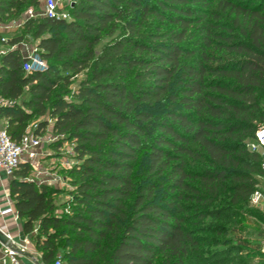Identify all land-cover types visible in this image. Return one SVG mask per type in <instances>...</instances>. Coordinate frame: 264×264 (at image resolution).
I'll return each mask as SVG.
<instances>
[{
    "label": "trees",
    "instance_id": "trees-1",
    "mask_svg": "<svg viewBox=\"0 0 264 264\" xmlns=\"http://www.w3.org/2000/svg\"><path fill=\"white\" fill-rule=\"evenodd\" d=\"M41 2L0 0V23ZM69 12L23 20L5 43L31 39L45 72H25L18 47L0 54L10 140L37 120L33 135L51 126L76 158L63 201L29 163L13 172L9 195L42 264H208L234 252L231 226L264 177L248 148L264 125V0H75Z\"/></svg>",
    "mask_w": 264,
    "mask_h": 264
},
{
    "label": "rangeland",
    "instance_id": "rangeland-1",
    "mask_svg": "<svg viewBox=\"0 0 264 264\" xmlns=\"http://www.w3.org/2000/svg\"><path fill=\"white\" fill-rule=\"evenodd\" d=\"M43 1L40 7L32 11L38 15L42 11ZM26 14V13H25ZM24 14V15H25ZM32 42L31 39H28ZM100 47L98 48V50ZM86 73L83 72L80 75L74 77L71 80L70 90L71 92L76 91L78 84L81 80L85 78ZM33 121L28 127V132L32 133L35 129V123ZM41 139V149L38 159L31 165L32 172L29 175L30 179H34L39 183H46L53 185L63 192L57 195L59 201L68 199L70 196L68 191L72 188L68 179L63 177L65 171L69 170L73 164L76 162V158L73 152V144L69 140H63V137L54 136L51 130L48 129L44 134L38 136ZM248 210L241 212V216L234 219V224L232 229L237 232L236 236L230 237V249L234 247V252H229V254H216L215 256L207 255L210 262L215 261L221 257H228L229 255L234 256V264H243L235 258H242V260L251 261L254 264L264 263V251L262 250L261 240L264 236V209H259L258 207H250L248 205ZM210 221V219L208 220ZM205 237H210L207 235ZM237 245V246H236ZM241 246L239 251L238 247ZM208 250L222 251V247L209 246ZM57 259H60L58 256ZM210 262H207L208 264ZM158 264H164L159 261ZM213 264V263H211Z\"/></svg>",
    "mask_w": 264,
    "mask_h": 264
},
{
    "label": "built area",
    "instance_id": "built-area-1",
    "mask_svg": "<svg viewBox=\"0 0 264 264\" xmlns=\"http://www.w3.org/2000/svg\"><path fill=\"white\" fill-rule=\"evenodd\" d=\"M75 0H44L42 11L36 15L32 9H29L23 17V20L32 19L36 17H48L59 20H69V10L74 6ZM12 21L4 28H20L22 21ZM5 37H0V48L2 44L7 43ZM18 47L22 54L23 70L27 73L31 72H45L47 70L46 62L40 57L36 45L21 42L17 45L10 46L8 49L12 50ZM5 50H0V54ZM10 105V103H8ZM248 148L252 152H259L262 155L261 168L264 170V125H260L255 133L254 140L248 143ZM41 149V139L33 133H25L21 140L15 142L10 140L4 128H0V169L7 174H13L22 162H27L32 165L39 157ZM262 178V177H260ZM251 205L264 209V190L258 186L251 196ZM10 211V208L0 209L1 214ZM7 226L0 225L2 231L9 239L7 245L2 244L1 259L3 264H19L17 257L18 247L14 243L12 237L6 231ZM262 250L264 251V236L261 240ZM52 264H62L60 259L55 260Z\"/></svg>",
    "mask_w": 264,
    "mask_h": 264
},
{
    "label": "crops",
    "instance_id": "crops-1",
    "mask_svg": "<svg viewBox=\"0 0 264 264\" xmlns=\"http://www.w3.org/2000/svg\"><path fill=\"white\" fill-rule=\"evenodd\" d=\"M6 25L8 24L0 23V37H5L9 41L16 35L19 28H4ZM8 47V45L2 44L0 50L6 51ZM0 128H3V122H0ZM49 129L51 130V126ZM13 178V174H7L0 169V209L10 208V211L5 214L0 213V225L7 226V233L18 247L19 264H42L40 253L35 249L30 236L23 232L22 220L18 217L13 200L9 195V185ZM259 186L264 190V177L260 178ZM2 246L0 242V264H3L1 261Z\"/></svg>",
    "mask_w": 264,
    "mask_h": 264
},
{
    "label": "water",
    "instance_id": "water-1",
    "mask_svg": "<svg viewBox=\"0 0 264 264\" xmlns=\"http://www.w3.org/2000/svg\"><path fill=\"white\" fill-rule=\"evenodd\" d=\"M0 242L4 245L9 243L8 237L2 231H0Z\"/></svg>",
    "mask_w": 264,
    "mask_h": 264
}]
</instances>
